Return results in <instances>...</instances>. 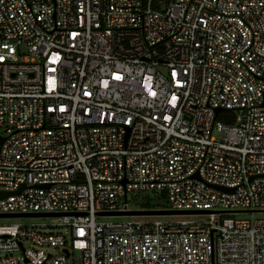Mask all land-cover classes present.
<instances>
[{
  "label": "built area",
  "instance_id": "2783aa9c",
  "mask_svg": "<svg viewBox=\"0 0 264 264\" xmlns=\"http://www.w3.org/2000/svg\"><path fill=\"white\" fill-rule=\"evenodd\" d=\"M0 138V264H264V0H0Z\"/></svg>",
  "mask_w": 264,
  "mask_h": 264
},
{
  "label": "rangeland",
  "instance_id": "374dc122",
  "mask_svg": "<svg viewBox=\"0 0 264 264\" xmlns=\"http://www.w3.org/2000/svg\"><path fill=\"white\" fill-rule=\"evenodd\" d=\"M216 134V133H215ZM162 192L157 191L156 193L153 190H132L127 193V201L129 209H147L155 207H147L152 203H156L158 209H170L169 203L166 200V197H162ZM164 205V206H163ZM161 206V207H160ZM252 216L258 218H264V210H254V211H235L223 213L225 217H244L250 218ZM197 218L209 219L212 216L206 213H195V214H115V215H98L96 216L97 220H125V219H178V218ZM18 221L21 223H40L46 224L44 229L46 230H57L60 229L62 232H66L65 226H56L58 222V216L56 214L48 215H21V216H0V222H12ZM27 244L26 241H24ZM46 250L55 251L56 248L52 246L43 247ZM17 254L20 255L19 252Z\"/></svg>",
  "mask_w": 264,
  "mask_h": 264
},
{
  "label": "water",
  "instance_id": "95a60500",
  "mask_svg": "<svg viewBox=\"0 0 264 264\" xmlns=\"http://www.w3.org/2000/svg\"><path fill=\"white\" fill-rule=\"evenodd\" d=\"M216 110H219L217 108ZM1 141L3 138H0ZM7 192L0 191V196L6 194ZM209 210L199 209V210H181V209H158V208H147V209H130L126 211H108L101 212L105 214H183L190 212H206ZM48 214H60L59 212H15V213H0V216H21V215H48Z\"/></svg>",
  "mask_w": 264,
  "mask_h": 264
},
{
  "label": "trees",
  "instance_id": "16d2710c",
  "mask_svg": "<svg viewBox=\"0 0 264 264\" xmlns=\"http://www.w3.org/2000/svg\"><path fill=\"white\" fill-rule=\"evenodd\" d=\"M162 194V197L164 198V196H163V193H161ZM164 206V205H163ZM147 207H155V208H157L156 207V203H152L151 205H148ZM161 207V206H160Z\"/></svg>",
  "mask_w": 264,
  "mask_h": 264
}]
</instances>
